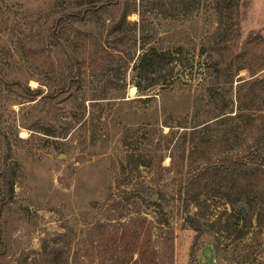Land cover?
Segmentation results:
<instances>
[{
	"label": "trees",
	"instance_id": "obj_1",
	"mask_svg": "<svg viewBox=\"0 0 264 264\" xmlns=\"http://www.w3.org/2000/svg\"><path fill=\"white\" fill-rule=\"evenodd\" d=\"M210 1L218 28L210 41L213 48L206 49L207 55L216 54L207 60V79L212 77L213 82L206 96L196 98L191 116L180 118L177 125L169 126L167 118L163 125L170 127L169 132L138 127L132 137L125 136L136 138L138 145V152L127 155L119 179L120 184L126 180L122 185L129 190L101 206L114 224L105 218L91 219L90 239L84 240L79 234L76 239L75 232H61L49 240L47 249L22 264H85V260L175 264L176 237L165 211L172 201L179 202L184 225L195 232L190 264H196L198 248L206 241L220 264H264V37L251 33L240 40L244 0ZM201 4L202 0H67L54 9L39 37L40 58L47 72L57 73L50 89L31 88L0 52V95L29 102L86 98L84 59L92 49L112 75L121 71L120 53L127 50L126 64L136 61L139 93L149 86H173L168 78L183 62V49L163 50L152 44L158 32L150 17L189 19ZM135 13L139 20L129 22ZM133 42L142 49L138 56L131 53ZM245 69L249 77H239ZM99 98L106 97L92 99ZM5 137L0 128V264L15 251L10 218L16 169L9 163ZM139 143L155 147L142 151ZM141 168L151 170L155 188L145 182ZM156 194L159 201L153 200ZM154 207L156 223L149 218Z\"/></svg>",
	"mask_w": 264,
	"mask_h": 264
},
{
	"label": "rangeland",
	"instance_id": "obj_2",
	"mask_svg": "<svg viewBox=\"0 0 264 264\" xmlns=\"http://www.w3.org/2000/svg\"><path fill=\"white\" fill-rule=\"evenodd\" d=\"M66 1L0 0L1 56L33 89L49 90L53 76H57L56 72H47L48 67L40 58L39 37L51 20V13ZM210 5V0H202L199 11L189 19L153 20L150 17L158 32L151 39L152 44L163 50L183 49V62L168 78L175 82L173 86H149L144 93L137 90L132 95L131 88L136 87L138 77L134 71L136 61L126 64L130 58L127 50L120 53L124 62L117 66L121 71L112 75L92 49L84 59L86 98L29 102L14 95H0L3 124L0 128L10 149L9 163L16 169L10 218L15 251L4 264L32 260L61 232H75L74 237L77 239L79 234L80 240L90 239L91 219L105 218L106 223L114 224L102 207L129 190L122 185L126 180L122 179L120 184L119 179L127 155L138 152L136 138L127 140L125 136L132 137L133 129L138 127L155 133L162 129L169 132L170 127L163 125L167 118L169 126H175L181 122L180 118L191 116L195 99L206 96L207 87L213 82L212 77L207 79V60L216 54L207 55L206 49L213 48L210 41L218 26ZM240 11V40H246L251 33L264 37V0H244ZM138 20L137 13L129 17V22ZM141 51L139 45L131 44V53L138 56ZM239 77H249L248 69L242 70ZM112 83L117 86H108ZM99 96L106 98L92 99ZM157 138H160L158 133ZM162 144L165 145V140ZM139 147L146 151L155 145L139 143ZM168 163L166 159L165 164ZM140 171L145 182L155 188L151 170L141 168ZM153 200L159 201V198ZM165 211L170 215L176 237L175 264H190L195 232L184 225L179 202L172 201ZM150 212L149 218L156 223L158 210L154 207ZM222 242L225 245L226 240ZM201 244L196 264H220L211 243ZM85 264L89 263L85 260Z\"/></svg>",
	"mask_w": 264,
	"mask_h": 264
},
{
	"label": "water",
	"instance_id": "obj_3",
	"mask_svg": "<svg viewBox=\"0 0 264 264\" xmlns=\"http://www.w3.org/2000/svg\"><path fill=\"white\" fill-rule=\"evenodd\" d=\"M137 93V88L136 87H133V88H131V94L132 95H135ZM159 197H158V195L156 194L155 195V199L157 200Z\"/></svg>",
	"mask_w": 264,
	"mask_h": 264
}]
</instances>
